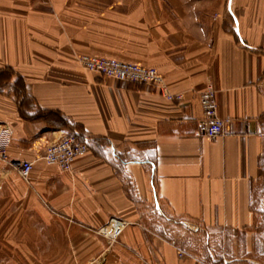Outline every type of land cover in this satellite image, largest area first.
<instances>
[{
  "label": "crops",
  "instance_id": "obj_1",
  "mask_svg": "<svg viewBox=\"0 0 264 264\" xmlns=\"http://www.w3.org/2000/svg\"><path fill=\"white\" fill-rule=\"evenodd\" d=\"M171 1L0 0V132L32 162L26 180L0 162V264H264V0ZM83 54L153 67L181 98ZM207 85L229 121L214 139ZM67 134L88 151L62 171L40 147ZM110 218L115 241L97 233Z\"/></svg>",
  "mask_w": 264,
  "mask_h": 264
},
{
  "label": "built area",
  "instance_id": "obj_2",
  "mask_svg": "<svg viewBox=\"0 0 264 264\" xmlns=\"http://www.w3.org/2000/svg\"><path fill=\"white\" fill-rule=\"evenodd\" d=\"M76 60L83 69L102 77L153 86L170 101L181 98L168 93L163 84L161 74L153 67L121 61L111 57L87 54L78 55ZM199 106L202 112V119L198 124L200 135L207 139H214L220 136L229 121L223 120L219 116L215 91L211 85H207L200 93ZM9 139L6 131L0 132V162L16 169L19 176L26 180L32 170V162L11 161L8 156ZM40 151L42 152L41 158L45 164L54 166L62 171H70L74 160L86 154L88 145L85 140L78 138L76 134H67L61 136L58 140L46 143L43 147H40ZM126 225L125 221L110 218L106 225L98 229L97 233L110 241H115ZM178 256L181 257L182 253L179 252Z\"/></svg>",
  "mask_w": 264,
  "mask_h": 264
},
{
  "label": "trees",
  "instance_id": "obj_3",
  "mask_svg": "<svg viewBox=\"0 0 264 264\" xmlns=\"http://www.w3.org/2000/svg\"><path fill=\"white\" fill-rule=\"evenodd\" d=\"M12 75L14 72L8 67L0 70V91L3 86L9 84ZM12 85V91L18 100V107L25 105L29 101V97L24 92L21 78L17 77Z\"/></svg>",
  "mask_w": 264,
  "mask_h": 264
},
{
  "label": "rangeland",
  "instance_id": "obj_4",
  "mask_svg": "<svg viewBox=\"0 0 264 264\" xmlns=\"http://www.w3.org/2000/svg\"><path fill=\"white\" fill-rule=\"evenodd\" d=\"M174 1H171L170 4H172L174 6H178V3L174 2ZM182 4H183V7L192 8V6H194V5H203V4L207 5L208 3L205 2V0H190V1H187V2H183Z\"/></svg>",
  "mask_w": 264,
  "mask_h": 264
}]
</instances>
